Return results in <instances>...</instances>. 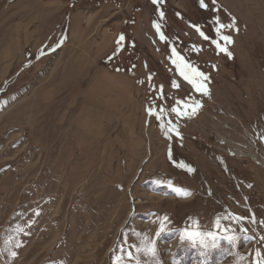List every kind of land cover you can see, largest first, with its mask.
Listing matches in <instances>:
<instances>
[{"label":"rangeland","instance_id":"374dc122","mask_svg":"<svg viewBox=\"0 0 264 264\" xmlns=\"http://www.w3.org/2000/svg\"><path fill=\"white\" fill-rule=\"evenodd\" d=\"M205 3L0 0V264H264V0Z\"/></svg>","mask_w":264,"mask_h":264},{"label":"snow or ice","instance_id":"6c2138e0","mask_svg":"<svg viewBox=\"0 0 264 264\" xmlns=\"http://www.w3.org/2000/svg\"><path fill=\"white\" fill-rule=\"evenodd\" d=\"M153 3L154 4L157 3V0H153ZM214 3H215V0H213V5H214ZM200 5H201V7H204V8L207 7V4L205 3V0H200ZM161 15H163V14H161ZM154 26L159 31V25H154ZM195 27H197V30L199 31L198 26H195ZM224 27H231V25H223V24H220L219 27H218V29H217V32H219V29L220 28H224ZM200 34L202 36H204V33L203 32H201ZM204 38L205 39H209V37H207V36H204ZM221 40L226 41L227 43H232V38L230 36H221ZM123 41H124V36L123 35H120L118 37L117 42H116L117 43V51H119V48H120L121 43ZM213 43L216 44V46L220 49V51L226 52V53L228 52V49L226 47H222L219 41H213ZM229 55H230V53H229ZM181 74L184 75L183 72ZM196 75H198L200 77H203L204 79H207L206 77H204V74L203 73L197 72ZM185 79H189V77L185 75ZM190 82H192V81H190ZM197 91H203V92H205V94H207V91L208 90H207V88L203 84H201V85L197 86ZM199 106H200L199 104L196 105V107H199ZM173 111H177V113L180 114L177 109H173ZM194 112H195V108L193 109V113ZM165 134H167V133H165ZM188 171L189 172H192V171H194V169H192L191 167H189L188 168ZM185 195H191V193L190 192H185ZM164 219L166 220L167 217H165ZM195 235H198V234L189 233L188 234V238L189 239H192L193 236H195ZM208 235L211 236L212 233H208ZM181 239H184V237L182 236ZM228 239H233V238L232 237H229ZM201 243H203V241H201ZM148 251L151 252L152 254H155V248L154 247L153 248H150ZM258 255H259V253H258Z\"/></svg>","mask_w":264,"mask_h":264},{"label":"trees","instance_id":"16d2710c","mask_svg":"<svg viewBox=\"0 0 264 264\" xmlns=\"http://www.w3.org/2000/svg\"><path fill=\"white\" fill-rule=\"evenodd\" d=\"M157 48H158V50H159L160 46L157 47ZM112 58H114V55H112L111 57L109 56L108 58H106V59L104 60V63H108V62H110V60H112Z\"/></svg>","mask_w":264,"mask_h":264},{"label":"built area","instance_id":"2783aa9c","mask_svg":"<svg viewBox=\"0 0 264 264\" xmlns=\"http://www.w3.org/2000/svg\"><path fill=\"white\" fill-rule=\"evenodd\" d=\"M260 164L264 166V158L261 159V163Z\"/></svg>","mask_w":264,"mask_h":264},{"label":"crops","instance_id":"0c3cea01","mask_svg":"<svg viewBox=\"0 0 264 264\" xmlns=\"http://www.w3.org/2000/svg\"><path fill=\"white\" fill-rule=\"evenodd\" d=\"M108 57H109V56H106V57H104L103 59L105 60V59L108 58ZM104 60H103V61H104Z\"/></svg>","mask_w":264,"mask_h":264}]
</instances>
